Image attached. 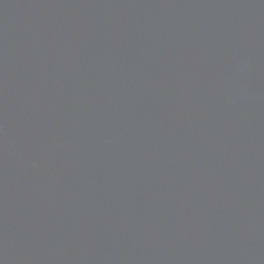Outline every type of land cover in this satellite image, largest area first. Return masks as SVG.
<instances>
[{"label":"water","instance_id":"water-1","mask_svg":"<svg viewBox=\"0 0 264 264\" xmlns=\"http://www.w3.org/2000/svg\"><path fill=\"white\" fill-rule=\"evenodd\" d=\"M0 264H264V0H0Z\"/></svg>","mask_w":264,"mask_h":264}]
</instances>
